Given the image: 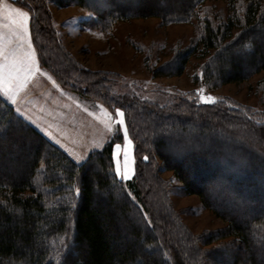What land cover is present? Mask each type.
Wrapping results in <instances>:
<instances>
[{"label": "trees", "instance_id": "16d2710c", "mask_svg": "<svg viewBox=\"0 0 264 264\" xmlns=\"http://www.w3.org/2000/svg\"><path fill=\"white\" fill-rule=\"evenodd\" d=\"M54 1L85 8L88 27L108 33L131 18L157 17L163 24L196 18L197 41L177 49L153 76L181 74L195 52L206 56L199 72L209 87L243 82L264 69V0H224L221 18L207 8L199 13L206 0ZM15 2L30 12L39 65L60 87L109 112L124 111L134 173L126 180L115 174L112 148L122 140L120 130L76 162L0 96V130L6 129L0 138V264H264V210L256 209L264 206V113L224 97L147 102L117 73L77 63L62 44L48 0ZM161 169L226 225L191 232L173 208V187ZM212 179H220L216 187L203 184ZM239 246L246 256L237 255Z\"/></svg>", "mask_w": 264, "mask_h": 264}, {"label": "rangeland", "instance_id": "374dc122", "mask_svg": "<svg viewBox=\"0 0 264 264\" xmlns=\"http://www.w3.org/2000/svg\"><path fill=\"white\" fill-rule=\"evenodd\" d=\"M91 1L95 2L96 0ZM118 1H122L123 4L126 3L127 6L132 4V1L129 4L130 0H126L127 2L125 0ZM135 2L133 5H137ZM161 2L165 5L163 1ZM48 6L55 19L63 46L76 59L77 63L89 69H101L117 73L122 80L124 79L123 84H129L130 87L134 84L137 91L141 92L142 99L147 102L165 105L184 95L206 102L200 100L201 94L196 91V89L202 88L205 95L210 94L217 99L224 97L229 99L231 104L235 102L264 113L263 95L260 92V81L264 79V69L243 82H228L216 87H209L204 84L199 72L206 56L204 57L200 52H195L187 59L181 74L166 76H153L151 74L153 70L168 62L177 49H182L197 41L199 27L196 18L188 22L167 24H163L157 17L131 18L118 21L111 30H108L110 31L108 33L92 30L88 27L87 19L90 15L85 8L79 5L61 7L54 0H48ZM226 6L224 0H206L199 13L201 14L207 8L206 12H210L211 15L216 12L221 18L223 13L227 11ZM260 45L264 48V41H261ZM195 78L198 79L197 82H195ZM81 98L86 100L87 104H95L100 109V103L97 101ZM100 112L103 113V110L100 109ZM111 113L115 121L117 114L115 111ZM86 123L89 124V121L84 118L81 121V126ZM117 127L122 133V141L114 144H120L121 148L117 149L114 145L112 161H114L115 174L119 178H123L125 166L124 126H118L114 122L113 133ZM79 149L83 153H79ZM130 152L133 157L132 148H130ZM68 154L76 162L84 161L87 156L86 148L78 147ZM77 156H81L83 159L77 160ZM131 166L134 169L133 163ZM118 168L120 169L119 173H117ZM160 173L163 178L168 180L167 184L173 187L174 190L171 189L169 192L173 208L180 211L181 220L191 232L201 233L203 230H214L226 225L224 219L213 211L211 212L209 208L204 207L205 205L198 195L185 194L180 191L178 187L181 186V183L172 175L171 171L161 169ZM132 175L133 173L129 174L130 178ZM219 180L212 179L209 181L210 183L203 184L211 188ZM263 207L260 205L256 209L261 212L264 210ZM237 255L246 256L243 247H238ZM257 258L263 259L261 255H258Z\"/></svg>", "mask_w": 264, "mask_h": 264}, {"label": "crops", "instance_id": "0c3cea01", "mask_svg": "<svg viewBox=\"0 0 264 264\" xmlns=\"http://www.w3.org/2000/svg\"><path fill=\"white\" fill-rule=\"evenodd\" d=\"M5 2L25 10L22 6L17 4L15 0H5ZM32 46L34 48L33 42ZM36 60L37 66L41 71L37 73L36 76L29 77L27 86L17 93L18 103H13L12 100L3 94L2 90H0V96L13 107L15 112L16 108L20 107L22 111L16 113L67 154L73 152L76 147L86 148L87 155L94 149H98L91 145L93 141H98L99 138L104 135L105 129L102 122L100 120L98 122L93 113L95 112L97 116H102L103 113L100 112L97 105L87 104V102H85L86 100L78 97L74 93L61 87L57 88L56 85L52 83V80L55 79L39 65L37 56ZM45 72H47L48 76H51L52 79L45 76ZM85 109H87V111H85ZM27 116H30L31 120L27 119ZM84 118L89 121V124L86 123L81 126V121L84 120ZM92 121L95 122L93 123ZM44 128H48L52 131L57 139L53 140L49 137L43 131ZM106 141L107 139L105 142ZM79 153H83V151L79 149Z\"/></svg>", "mask_w": 264, "mask_h": 264}, {"label": "snow or ice", "instance_id": "6c2138e0", "mask_svg": "<svg viewBox=\"0 0 264 264\" xmlns=\"http://www.w3.org/2000/svg\"><path fill=\"white\" fill-rule=\"evenodd\" d=\"M29 19V11H25L20 7H15L12 4L6 3L5 0H0V90H2L3 94L12 100L13 103H18L17 93L27 86L29 77H34L41 71L37 66L35 55L36 50L32 46V39L29 33ZM237 35H239V33ZM44 75L48 76V73L45 72ZM48 78L52 79L51 76H48ZM52 83L56 85L57 88L60 87L55 80H52ZM196 91L201 94L200 100L202 101H215L217 99V97L210 94H203L202 88H198ZM99 107L103 110V115L97 116L95 112L93 115L96 116L97 120L102 122L105 133L98 141H93L91 146L102 148L105 140L112 138L111 134L113 132L114 122L118 126H124L123 138L125 141V166L123 178L129 179V174L134 173V169L131 166L134 158L130 152L132 140L129 139L128 127L125 126V113L121 108H115L117 116L114 121L112 113L105 108L104 104H100ZM21 111L22 109L20 107L16 108L17 113ZM85 111H87V109H85ZM27 119L31 120V117L27 116ZM17 122H20L19 118H17ZM5 131L6 129L0 130V138L4 136ZM43 131L53 140L57 139V137L53 135V132L48 128H44ZM116 131L119 132V127H117ZM115 147L119 149L121 148V145L116 144ZM144 158L148 159L147 156ZM76 159L82 160L83 158L77 156ZM119 171L120 169L118 168L117 173H119ZM77 191H79V189H77ZM16 211L19 212L20 209L17 208ZM144 216L147 217V213H144ZM147 222L148 224L152 223L151 220H148ZM66 247L69 251L71 250V245Z\"/></svg>", "mask_w": 264, "mask_h": 264}]
</instances>
